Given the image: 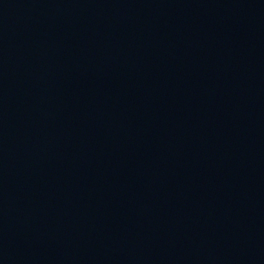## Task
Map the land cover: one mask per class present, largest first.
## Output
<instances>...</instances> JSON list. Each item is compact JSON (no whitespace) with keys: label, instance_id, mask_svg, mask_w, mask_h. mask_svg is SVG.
Returning <instances> with one entry per match:
<instances>
[{"label":"water","instance_id":"obj_1","mask_svg":"<svg viewBox=\"0 0 264 264\" xmlns=\"http://www.w3.org/2000/svg\"><path fill=\"white\" fill-rule=\"evenodd\" d=\"M0 264H264V0H0Z\"/></svg>","mask_w":264,"mask_h":264}]
</instances>
